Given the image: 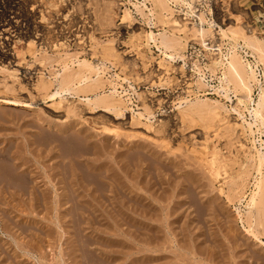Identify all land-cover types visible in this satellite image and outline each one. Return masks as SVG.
<instances>
[{
	"label": "rangeland",
	"instance_id": "374dc122",
	"mask_svg": "<svg viewBox=\"0 0 264 264\" xmlns=\"http://www.w3.org/2000/svg\"><path fill=\"white\" fill-rule=\"evenodd\" d=\"M27 2L34 20L31 38L13 37L10 25L0 30V49L9 53L0 61V264H208L209 246L220 252L212 264H229L234 258L239 263L264 264V245L245 233L247 221L246 225L239 220L237 211L238 207L249 208L251 194L257 190L254 183L260 180L264 184V170L260 175L251 163L257 158L253 146L260 148L264 143V125H253L255 133L246 124L247 129H232L238 115L231 108L238 105L247 121L254 123L245 108L252 104L244 99L241 86H234L235 79L229 85L222 81L226 68L221 63L234 50L244 55L236 45L244 44L245 35L259 37L264 44V0L170 1L173 11L169 9L168 20L182 17L194 26L199 20L184 12L202 16L207 29L204 39L215 51L207 50L196 34L179 35L177 28L163 26L165 16L156 11L154 31L166 29L188 43L183 59L169 63L168 73L162 69L168 60L147 43L149 29L141 15L134 10L136 16L122 22L123 10L133 9L129 0L121 1L122 6L116 0ZM147 4L156 9L153 0ZM23 25L25 34L26 22ZM34 25L46 31L41 39L42 32ZM82 59L104 62L101 77L106 84L101 85V92L108 93L112 84L118 91H127L128 102L122 103L120 112L102 106L94 109V105L69 96L63 101L49 97L50 90L42 82L54 81L66 63L78 69L76 60ZM259 61L263 70L264 60ZM199 76L206 77L208 86L198 84ZM262 82L264 85V78ZM221 86H228V94ZM252 93L257 102L258 87ZM208 97L207 102L218 101L227 111L214 104L219 110L207 109L191 122L178 108L182 99ZM3 98L28 102L29 106L8 105ZM237 98L244 99L245 106L238 104ZM145 103L155 114L152 129L144 124L145 119L133 117L132 109L146 113ZM4 169L19 171L17 174H25L34 184L29 183V189L23 191L3 177Z\"/></svg>",
	"mask_w": 264,
	"mask_h": 264
},
{
	"label": "bare ground",
	"instance_id": "6f19581e",
	"mask_svg": "<svg viewBox=\"0 0 264 264\" xmlns=\"http://www.w3.org/2000/svg\"><path fill=\"white\" fill-rule=\"evenodd\" d=\"M41 1V0H40ZM123 0H116L118 6H122L124 5L123 2H121ZM130 1V4L132 5L133 9L132 8H128L126 7L123 12H124V16L122 17L123 19V23L125 22V19H129L131 17H135L133 16L134 14V10L136 11L135 13L141 15V18H143L144 22L148 25V29L146 34H145V37H146V40H147V43L150 45V44H153V46L156 47V49L158 51H160L163 56H165V58L168 60L167 65L166 66H162L167 73L169 72V63H173L176 64L178 62V59H183V51H184V48H185V45L187 42H184V39L183 37H180L174 33H171L169 32L168 30L166 29H163V31H159L158 33L155 32L154 30L156 29V22H155V12L156 11H160L162 12V14H164V20H162V24L163 26L167 27L168 26H171V27H175L177 28L179 31H181V34L184 33H187V34H196L197 36H199L202 41V44L206 47L207 50L209 51H215L217 50L216 48H212V47H208L207 46V43L204 39V36L207 32V29L204 28L203 26V17L200 16V15H197V14H194L193 12L192 13H189V12H184L186 13V15H189V16H195L197 18V20H199V23L197 22H193V25L194 26H191L192 25V22H189V21H186V18H173L172 20H168L167 17H169V9L171 11L172 8L169 6L171 3L170 1H174V2H177L179 0H153V2L155 3V8L154 9V6L150 7L148 6L147 4V1L148 0H142V1H139V0H135L134 2L132 0H129ZM183 1V0H182ZM27 0H0V30H2L3 27L7 26V25H10V29H11V34H13V37H16V38H26V37H29L31 38V35H30V29L32 30V26L34 24V20L33 22L31 21V18H32V15L30 14V11L28 10V6H27ZM183 3H186V1H184ZM29 4V3H28ZM35 5V4H34ZM183 8V7H182ZM185 8V7H184ZM174 9V8H173ZM43 10V9H42ZM187 10V8H186ZM32 11V10H31ZM176 11V10H174ZM177 12V11H176ZM179 12V11H178ZM182 12V13H183ZM161 14V13H160ZM192 14V15H191ZM42 16V15H41ZM191 18V17H190ZM171 19V18H170ZM128 21V20H127ZM23 22H26L27 24V27L26 30H27V33L24 34V25H23ZM170 22V23H169ZM205 23V22H204ZM211 24V23H210ZM35 28L39 29L38 31H41L42 33L40 34V39L44 36V28H41L40 25H34ZM57 26V25H56ZM6 29V28H5ZM133 29V28H132ZM9 30V28H8ZM144 30V29H143ZM160 30V29H159ZM237 30V29H236ZM3 31V30H2ZM178 31V32H179ZM250 31V30H249ZM248 31V32H249ZM37 32V31H36ZM46 32V31H45ZM176 32V31H175ZM241 32V31H240ZM251 32V31H250ZM138 33H141L140 31ZM225 35H227L225 33V31L223 32ZM238 33V32H237ZM2 35V33H0ZM8 34V33H7ZM10 34V33H9ZM235 34V33H234ZM240 34V33H239ZM5 35V34H4ZM33 35V33H32ZM139 36V35H138ZM207 36V35H206ZM234 36V35H233ZM243 36V35H242ZM247 36V35H245ZM243 37V40H244V44H237L236 45V48L237 49H240V52L244 55H241V54H238L236 50L232 51L229 54V56H225V62L221 60V63L224 64L225 68H226V71L224 72V75L222 77H224L222 79L223 82H225L227 85L230 84V82L233 83L232 81V78L236 80V85L234 86H238L240 85L241 88L245 91V96L244 99L246 100H249L252 104V106L250 108H247L245 106V103L243 102L244 99H241V98H237L238 99V104H241V105H244L245 108L247 109V112H248V115L253 117L254 119V123L252 122H249L247 121V118H246V115L244 113H242L240 111V109L238 108V105L237 107L236 106H233L231 108V110L233 111L234 114L238 115V119L236 121L238 122H235L233 123V126H232V129H240V128H244L243 125H247L248 128L250 129L251 133H255V130H253V125H258V122L262 123L264 125V85H263V82H262V78H264V69H260V61H259V58H261V60H264V44L261 42V40L257 39L259 37H255V36H248V37ZM4 37V36H3ZM6 37V36H5ZM33 37V36H32ZM7 38V37H6ZM227 38V37H226ZM28 39V38H26ZM145 39V38H144ZM2 40V39H1ZM5 40V39H4ZM38 40V39H37ZM232 40V39H231ZM236 41V40H235ZM5 42V41H4ZM7 42V41H6ZM10 42V41H9ZM31 42H29L30 44ZM62 44L64 42H61ZM110 43V41H109ZM3 44V43H2ZM188 44V43H187ZM233 44V43H232ZM10 45V44H9ZM7 46V45H6ZM109 46V45H108ZM112 46V45H110ZM220 47V46H219ZM6 48V47H5ZM9 48V47H8ZM113 47H111L110 49H112ZM4 49V48H2ZM230 49V48H229ZM233 49V48H232ZM10 51V50H9ZM43 51V50H42ZM183 52V53H182ZM255 52L256 54L258 53L259 57H257V55H255ZM42 53V52H41ZM213 53V52H211ZM222 53V52H220ZM43 54V53H42ZM64 54V53H63ZM67 54V53H65ZM70 54V53H69ZM218 53H215V55H217ZM9 53H5L1 51L0 49V61H4L3 59H5L6 56H8ZM185 55V54H184ZM11 56V55H10ZM74 56V55H72ZM77 56V55H76ZM70 58V57H69ZM73 58V57H72ZM122 58V57H121ZM249 58H252L254 60H250ZM8 58H6L7 60ZM74 59V58H73ZM57 60V59H56ZM197 60V59H196ZM73 61V60H72ZM180 61V60H179ZM65 62V61H64ZM64 62H62L61 64H63ZM106 62V61H105ZM220 61H215V63H219ZM69 63V62H68ZM75 63V62H74ZM76 63L78 65V69H74L72 68L71 66H69V64L67 65L64 64L63 68L60 69V71L57 73V75L55 76V78L53 79L54 81L52 82H47L44 80V83L43 84V87L44 85L46 86V90H50V93H49V97L56 100V99H60L61 101H63L64 99H67L66 96H69L70 98H76V99H79L80 101H83L85 103H87L88 105H94V109H96L95 107H100L102 106V108L104 107L105 109L107 110H110V111H119L121 110V107L122 106V103H124V101L126 102L127 100L125 99V96H127V91L125 89H123V92H121L120 90L118 91V88L114 85L113 87L110 89H108V93H106L105 91L104 92H101L100 91V88H101V85L102 84V77H101V73L102 71H104V68H105V64L103 61L99 62V63H94V62H91L87 59H82V60H76ZM10 64V63H9ZM184 64V63H183ZM123 65V64H122ZM221 65V64H220ZM193 66V65H192ZM52 67V66H51ZM161 67V65H160ZM198 67V66H197ZM196 67V68H197ZM6 68V67H5ZM55 68V67H54ZM107 68V67H106ZM180 68V66H179ZM220 68V67H219ZM131 69V68H130ZM182 69V67H181ZM187 69V68H186ZM217 69V68H216ZM225 70V69H224ZM185 71V70H183ZM196 71V69H195ZM204 72L201 70V68H198V72ZM88 72V73H86ZM197 72V71H196ZM223 73V72H222ZM200 75V74H198ZM203 75V74H202ZM205 76V75H204ZM230 76V77H229ZM112 76H110L111 78ZM261 77V78H260ZM205 78L206 77H203V76H199L198 78V84H200V86L203 84V85H207V83L205 82ZM111 80V79H110ZM234 80V81H235ZM113 81V79H112ZM41 82V81H40ZM104 82V81H103ZM111 83V82H110ZM115 83V82H114ZM3 84V83H2ZM106 84V82H105ZM104 84V85H105ZM117 84V83H116ZM235 84V82H234ZM103 85V86H104ZM107 85H110V84H107ZM102 86V87H103ZM111 86V85H110ZM122 86V85H121ZM164 86V85H163ZM208 86V85H207ZM15 87V86H13ZM109 87V86H108ZM199 87V85H198ZM206 87V86H205ZM214 87V86H212ZM222 88V91H224L226 94H228L227 92H229V90L227 91V88L228 86H221ZM256 88L258 87L259 89V94H258V100L257 102H255L254 98L252 97V89L253 88ZM11 88V87H10ZM41 88V87H40ZM124 88V87H123ZM240 88V87H239ZM43 89V88H41ZM120 89V88H119ZM204 89V88H203ZM237 89V88H236ZM103 90V89H102ZM125 90V91H124ZM11 91V90H10ZM45 91V90H44ZM224 95L227 97V95ZM242 94V93H241ZM243 95V94H242ZM140 96V94H139ZM68 97V98H69ZM118 97V98H116ZM205 97V96H204ZM17 98V97H16ZM178 98V97H177ZM181 98V97H180ZM187 98V97H185ZM149 99V98H148ZM198 100L196 101H191V100H188V99H182V101L179 102V106L178 108L181 109V111L183 112V115L186 119H189L192 120L195 118V117H199V116H196V115H200V114H204L205 110L207 109H212V110H216L219 108L220 105L221 106V109L223 110H226V106H224V104H220L218 101H215L213 102L212 104H210L209 102H207L208 100H210V98L208 97L207 99L205 100H202V99H199L197 98ZM229 99V98H228ZM4 101V103L8 104V105H13V106H24V107H27L29 106L28 102H23L21 100H17V99H13V98H3L1 99ZM143 100V99H142ZM181 100V99H180ZM73 101V100H71ZM177 101V100H176ZM229 101H231V99H229ZM128 102V101H127ZM78 103V102H77ZM177 103V102H176ZM86 104V105H87ZM144 104V103H143ZM146 104V103H145ZM183 104H186L183 106ZM214 104H217L219 106H216ZM89 105V106H90ZM159 105V104H158ZM178 105V104H177ZM91 107V106H90ZM127 107V106H126ZM126 107H125V110H126ZM70 108V107H69ZM93 108V107H92ZM124 108V107H123ZM139 109H142V108H139ZM145 110H146V113L147 115H145L146 113L143 111H138V112H135V109H132L133 111V117L135 118V116L137 118L140 119H145L146 123H144L145 125H147V127L151 128L152 127H155V125L153 126L152 125V121H151V118L153 117L154 118V113L153 111L150 112L149 111V107H147V104L145 106ZM154 110V109H153ZM219 110V109H218ZM72 111V109H71ZM122 112V111H121ZM155 112V111H154ZM215 112V111H214ZM108 113V112H107ZM113 113V112H112ZM156 113V112H155ZM207 113V111H206ZM115 114V113H114ZM124 114V113H123ZM212 114V112H211ZM218 113L217 112V116H218ZM223 114V113H222ZM117 115V114H116ZM119 116V115H118ZM203 116V115H202ZM201 117V116H200ZM199 117V118H200ZM216 118V117H215ZM184 119V118H183ZM165 120V119H164ZM168 120V119H167ZM170 120V119H169ZM198 120V119H197ZM196 120V121H197ZM242 120V122L240 123V121ZM225 121V120H224ZM143 122V121H142ZM167 122V121H166ZM190 123V122H189ZM219 123V122H218ZM221 123V122H220ZM229 124H231L230 122H228ZM154 124V123H153ZM172 124V123H171ZM226 125V124H225ZM209 126V125H207ZM213 126V125H212ZM253 126V127H252ZM103 127V126H102ZM158 127V126H157ZM162 127V126H161ZM222 127V126H221ZM191 128V127H190ZM246 128V127H245ZM244 128V129H245ZM161 129V128H160ZM159 129V131H160ZM222 129V128H221ZM231 129V128H229ZM247 129V128H246ZM258 129V128H257ZM228 130V129H227ZM158 131V130H157ZM234 131V130H232ZM238 131V130H237ZM245 131V130H244ZM249 131V130H248ZM260 131V130H259ZM198 132V131H197ZM242 132V130L240 131ZM222 133V132H221ZM227 134H229L228 132H226ZM216 134V133H215ZM225 134V132L223 133ZM167 135V134H166ZM219 135V134H218ZM230 135V134H229ZM206 136V135H205ZM227 136V135H226ZM236 136V135H235ZM241 136V135H240ZM219 137H222L221 135ZM242 137V136H241ZM243 139V138H242ZM247 139V138H246ZM252 140V139H251ZM254 140V139H253ZM263 141V140H262ZM237 142V141H236ZM257 142L256 140L254 141V143ZM244 143V141H243ZM205 144V143H204ZM241 144V143H240ZM239 144V145H240ZM246 144V143H245ZM206 145V144H205ZM260 148L258 147H255V145L253 146L254 147V150L256 148V152H257V158H255L254 162H251V163H254L253 166H255V169L260 173V175L262 174V171L264 170V143L262 142L260 144ZM106 148V147H105ZM204 148V147H203ZM214 148V147H213ZM220 148V146H219ZM210 149V148H209ZM207 150V149H206ZM2 151V150H1ZM0 151V153H1ZM7 151V150H6ZM32 151V150H31ZM234 152V151H233ZM250 152V151H249ZM228 153V152H227ZM237 153V152H236ZM252 152H250L251 154ZM3 154V153H2ZM11 155V154H10ZM16 155V154H15ZM27 155V154H26ZM5 156V155H4ZM60 156V155H59ZM221 156V155H220ZM218 156V157H220ZM251 156V155H250ZM253 156V154H252ZM10 157V156H9ZM17 157V156H16ZM13 158V157H12ZM217 158V157H216ZM248 158V157H247ZM1 159V158H0ZM22 159V157H21ZM249 159V158H248ZM203 160V159H202ZM4 161V160H3ZM20 161V160H19ZM230 161V160H229ZM1 162V161H0ZM10 162V161H9ZM28 162V161H27ZM250 162V161H248ZM22 163V162H21ZM58 163V162H56ZM13 164V163H12ZM18 164V163H17ZM16 164V165H17ZM27 165V163H24V165ZM96 164V163H95ZM103 164V163H102ZM25 165V167H26ZM251 165V164H250ZM74 166V165H73ZM89 166V165H87ZM96 166V165H95ZM245 166V165H244ZM11 167V166H10ZM25 167L23 166V169H25ZM56 167V166H54ZM107 167V165H106ZM228 167V166H227ZM226 167V168H227ZM22 168L19 167L18 169ZM64 168V167H63ZM90 168V167H89ZM97 168V167H96ZM100 168V167H99ZM98 168V169H99ZM109 168V167H108ZM254 168V167H253ZM29 169V168H27ZM35 169V168H34ZM51 169V168H50ZM55 169V168H54ZM86 169V168H85ZM84 169V170H85ZM107 169V168H106ZM121 169V168H120ZM218 169V168H217ZM222 169V168H221ZM244 169V168H243ZM31 170V169H30ZM77 170V168H76ZM91 170V169H90ZM14 171V170H13ZM60 171V170H59ZM64 171V170H63ZM68 171V170H67ZM114 171V170H113ZM250 171V170H248ZM256 171V172H257ZM19 172V171H17ZM17 172H12L10 170H5L3 171V174L4 175L3 177L6 178V179H11L14 183H17L21 190L25 191L26 189H29L27 187H29V185L31 184L30 182H33V181H30L29 182V179L27 176H25V174L23 175H20V174H17ZM20 172H21V169H20ZM23 172V171H22ZM25 172V171H24ZM33 172V170H32ZM75 172V171H74ZM73 172V174H74ZM116 172V171H115ZM244 172V171H243ZM255 172V173H256ZM264 172V171H263ZM27 173V172H26ZM39 173V172H38ZM72 173V171H71ZM109 173V172H108ZM33 174V173H32ZM31 174V175H32ZM56 174V173H55ZM70 174V173H68ZM95 174V173H94ZM241 174V173H240ZM264 174V173H263ZM1 175V173H0ZM28 175V173H27ZM51 175H53L51 173ZM116 175V174H115ZM246 175V174H245ZM244 175V176H245ZM259 175V176H260ZM66 176V175H65ZM69 176V175H68ZM71 176V174H70ZM74 177V175H72ZM71 176V177H72ZM114 176V175H113ZM255 176V175H254ZM258 176V177H259ZM69 177V178H71ZM88 177V176H87ZM216 177V176H215ZM238 177V176H237ZM262 177V176H261ZM1 178V177H0ZM80 178L81 175H80ZM89 178V177H88ZM96 178V177H95ZM100 178V177H99ZM115 178V177H114ZM260 178V177H259ZM264 178V177H263ZM43 179V178H42ZM51 179V178H50ZM55 179V178H54ZM91 179V178H90ZM105 179V178H104ZM238 179V178H237ZM5 180V179H4ZM7 180V182L9 181ZM73 180V179H72ZM84 180V179H83ZM95 180V179H94ZM116 180V179H115ZM118 180V179H117ZM234 180V178H233ZM245 181V179H243ZM254 180V179H253ZM256 180V179H255ZM262 180V179H261ZM49 181V180H48ZM158 181V180H157ZM241 181V180H240ZM257 181V180H256ZM2 182V181H0ZM5 182V181H3ZM35 182V180H34ZM62 182V181H60ZM68 182V181H67ZM73 182V181H72ZM104 182V181H103ZM247 182V181H246ZM245 182V183H246ZM258 182V181H257ZM30 183V184H29ZM63 183V182H62ZM74 183V182H73ZM117 183V181H116ZM200 183V182H198ZM233 183V182H232ZM264 183V182H263ZM2 184V183H1ZM0 184V185H1ZM34 184V183H33ZM31 184V185H33ZM38 184V183H37ZM49 184V183H48ZM60 184V183H59ZM64 184V183H63ZM76 184V183H75ZM83 184V183H82ZM119 184V183H118ZM121 184V183H120ZM191 184V183H190ZM196 184V183H195ZM244 184V183H243ZM256 186H255V185ZM253 186L256 187L257 190L253 191V193L251 194V199L250 202L248 203V206L249 208L246 209L244 208L243 210H241L240 207L237 208V211H238V217L239 220L241 219V221L246 224L245 221H247V227L245 225H243V227L246 229L247 232V235L249 236V238H253L254 240H257V242L261 243L264 245V221L262 220V213H264V184L261 183V181L259 180L258 184L254 183ZM5 185V184H4ZM16 185V184H15ZM62 185V184H61ZM115 185V183H114ZM172 185V184H171ZM194 185V184H193ZM197 185V184H196ZM247 185V184H246ZM10 186V185H9ZM40 186V185H39ZM53 186V185H52ZM63 186V185H62ZM70 186V185H69ZM76 186V185H75ZM119 186V185H118ZM245 186V184H244ZM244 186L242 185L243 189H244ZM31 187V186H30ZM44 187V185H43ZM110 187V186H109ZM120 187V186H119ZM188 187V186H187ZM199 187V186H198ZM206 187V186H205ZM232 187V186H231ZM240 187V188H242ZM35 188V187H34ZM33 188V190H35ZM64 188V187H63ZM108 188V187H107ZM116 188V187H115ZM196 188V187H195ZM227 188V187H226ZM248 188V187H247ZM250 188V187H249ZM11 189V188H9ZM25 189V190H24ZM72 189V188H70ZM96 189V188H94ZM118 189V188H117ZM239 189V188H238ZM236 189V190H238ZM242 189V191H243ZM3 190V189H2ZM46 190V189H45ZM74 190V189H73ZM101 190V189H100ZM104 190V189H103ZM114 190V189H113ZM119 190V189H118ZM158 190V189H157ZM196 190V189H195ZM216 190V189H215ZM240 190V189H239ZM237 191V192H240V191ZM31 194H34V192L32 193V190H30ZM36 191V190H35ZM38 191V190H37ZM52 191V190H51ZM95 191V190H94ZM97 191V190H96ZM235 191V190H234ZM39 192V191H38ZM45 192V191H44ZM69 192V191H68ZM90 192V191H89ZM98 192V191H97ZM103 192V191H102ZM108 192V191H107ZM116 192V191H115ZM211 192V191H210ZM5 193V192H4ZM29 193V191H28ZM36 193V192H35ZM52 193V192H51ZM61 193V191H60ZM72 193V192H71ZM111 193V192H110ZM114 193V192H113ZM233 193V192H232ZM247 193V192H246ZM18 194V193H17ZM58 193H55L54 195H56ZM65 195H67L66 193H63ZM92 194V193H91ZM117 194V193H116ZM237 194V193H236ZM38 195V194H37ZM64 195V196H65ZM83 195V194H82ZM121 195V193H120ZM119 195V196H120ZM225 195V194H224ZM229 195V194H227ZM6 196V194H5ZM19 196V195H17ZM32 196V195H31ZM34 196V195H33ZM74 196V195H73ZM94 196V195H93ZM96 196V195H95ZM102 196V195H101ZM125 196V195H124ZM194 196V195H193ZM208 196V195H207ZM246 196V195H245ZM244 196V197H245ZM2 197V196H1ZM40 197V195H39ZM49 197V196H48ZM52 197V196H51ZM55 197V196H54ZM81 197V196H80ZM116 197V196H115ZM231 197V196H229ZM237 197V196H236ZM243 197V196H242ZM241 197V198H242ZM257 197H259V201L261 200V206L259 205L260 203L257 201ZM61 198V197H60ZM77 198H79L77 196ZM84 198V197H83ZM214 198V197H212ZM217 198V197H216ZM235 198V197H234ZM240 199V196L238 197ZM36 199V198H34ZM71 199V198H70ZM85 199V198H84ZM119 199V198H118ZM211 199V198H210ZM229 199V198H228ZM244 199V198H243ZM248 199V198H247ZM246 199V201H247ZM57 200V199H56ZM100 200V199H99ZM135 200V199H134ZM143 200V198H142ZM203 200V199H202ZM215 200V198H214ZM230 200V199H229ZM237 200V199H236ZM110 201V200H109ZM128 201V200H127ZM141 201V200H140ZM211 201V200H210ZM209 201V202H210ZM218 201V200H217ZM232 201V200H231ZM230 201V202H231ZM239 201V200H237ZM236 201V202H237ZM2 202V201H1ZM12 202V201H11ZM99 202V201H97ZM202 202V201H201ZM93 203V202H92ZM142 203V202H141ZM145 203V202H144ZM190 203V202H189ZM196 203V202H195ZM206 203V202H205ZM212 203V202H211ZM246 203V204H247ZM90 205V204H89ZM103 206V205H102ZM189 206V205H188ZM213 207V205H210V207ZM192 207V206H190ZM245 207V206H244ZM79 208V207H78ZM90 208L91 205H90ZM115 208V207H114ZM140 208V207H139ZM182 208V207H181ZM88 209V208H87ZM148 209V208H147ZM195 209V207H194ZM209 209V208H208ZM80 210V209H79ZM106 210H108L106 208ZM142 210V209H141ZM211 210V209H210ZM2 211V210H1ZM213 211V210H212ZM87 212V211H86ZM119 212V211H118ZM126 212V211H124ZM167 212V211H166ZM82 212H80L81 214ZM117 213V212H116ZM123 213V212H122ZM150 213V212H149ZM196 213V212H195ZM214 213V212H213ZM102 214V213H101ZM126 214V213H125ZM216 214V213H215ZM9 215V214H8ZM197 215V214H196ZM203 215V214H202ZM150 216V215H149ZM211 216V214H210ZM196 217V216H195ZM195 217L193 219H195ZM231 217V216H230ZM244 217H246V219L244 220ZM264 217V216H263ZM226 218V217H225ZM214 219V218H213ZM208 220V219H207ZM207 220H206V223H207ZM98 221V220H97ZM201 221V220H200ZM211 220L208 221V223L210 222ZM240 221V222H241ZM84 222V221H83ZM96 222V221H95ZM139 222V221H138ZM101 223V222H100ZM211 223V222H210ZM238 223V222H237ZM242 224V223H241ZM15 225V224H14ZM20 225V224H19ZM137 225V224H136ZM150 225V224H149ZM206 225V224H205ZM148 226V225H147ZM209 226V224H208ZM224 226V225H223ZM93 227V226H92ZM19 228V227H18ZM124 228V227H123ZM231 228V227H230ZM130 229V228H129ZM155 229V228H154ZM207 229V228H205ZM77 231V230H76ZM194 231V230H193ZM101 232V231H100ZM147 232V231H146ZM206 232V231H205ZM213 232V231H212ZM215 233V232H213ZM218 233V232H217ZM235 234V232H233ZM41 234V233H40ZM231 234V233H230ZM229 234V236H230ZM234 234H231L233 236H236ZM236 234H237V231H236ZM239 234V233H238ZM203 235V234H202ZM214 235V234H213ZM216 236V234H215ZM213 236V237H215ZM247 236V237H248ZM84 237V236H83ZM201 237V236H200ZM219 237V236H218ZM231 238V236H230ZM234 238V237H233ZM152 239V238H151ZM214 239V238H213ZM211 238V240H213ZM221 239V238H220ZM252 239V240H253ZM162 240V239H161ZM209 240V239H208ZM215 240V239H214ZM217 240V239H216ZM215 240V241H216ZM243 240V239H242ZM251 240V239H250ZM220 241V240H219ZM124 242V241H123ZM206 242V241H205ZM213 242V241H212ZM222 242V241H221ZM220 242V243H221ZM242 242V241H241ZM244 242V241H243ZM219 243V244H220ZM234 243V242H232ZM238 243V242H236ZM234 243V244H236ZM90 244V243H89ZM123 244V243H122ZM128 244V243H127ZM208 244V242H207ZM75 245V244H73ZM211 245V244H210ZM221 245V244H220ZM233 245V244H232ZM240 245V244H239ZM246 245H249V244H246ZM238 246V245H237ZM39 247V246H38ZM163 247V246H162ZM211 247V246H209ZM208 247V250H207V257H208V264H212V262H214V260L219 256L220 252L218 253L217 250H212L211 248ZM219 247V246H218ZM219 248H222V247H219ZM224 247V246H223ZM230 247V246H229ZM239 247V246H238ZM80 248V247H79ZM157 248V247H156ZM164 248V247H163ZM231 248V247H230ZM233 248V247H232ZM231 248V249H232ZM23 249V248H22ZM25 249V248H24ZM148 249V248H147ZM230 249V250H231ZM242 249V248H241ZM249 249V248H248ZM247 249V250H248ZM264 249V247H263ZM6 250V249H5ZM142 250V249H141ZM146 250V249H145ZM149 250V249H148ZM235 250H237L235 248ZM239 250V249H238ZM243 250V249H242ZM250 250V249H249ZM252 250V249H251ZM250 250V251H251ZM133 251V250H132ZM223 251V250H222ZM234 251V250H233ZM232 251V252H233ZM241 251V250H240ZM259 251L261 252V250L259 249ZM264 251V250H263ZM262 251V252H263ZM228 252V251H227ZM230 252V253H232ZM235 252V251H234ZM233 252V253H234ZM255 252V250H254ZM258 251H256L257 253ZM87 253V252H86ZM226 253V252H225ZM232 253V254H233ZM245 253V252H244ZM248 253V251H247ZM246 253V254H247ZM255 253V254H256ZM144 254V253H143ZM223 254V257L224 256V253ZM228 254V253H227ZM253 254V253H252ZM229 255V254H228ZM235 255V254H234ZM239 255V254H238ZM227 256V255H226ZM249 256V255H248ZM264 256V255H263ZM103 257V256H102ZM233 257V256H231ZM247 257V256H245ZM250 257V256H249ZM248 257V258H249ZM8 258V257H7ZM85 258V257H84ZM240 258V257H239ZM223 259V258H222ZM226 259H230L227 258ZM241 260H243V258H240ZM256 259V258H255ZM95 260V259H94ZM134 260V259H133ZM217 260V259H216ZM246 260V259H245ZM112 261V260H111ZM135 261V260H134ZM141 261V260H140ZM218 261V260H217ZM238 260L236 258H234L233 260L231 259L230 263L229 264H244L245 262L243 263H239L237 262ZM240 261V260H239ZM249 261V260H248ZM258 261V260H257ZM216 262V261H215ZM228 262V261H227ZM262 262V261H261ZM15 263V262H14ZM21 263V261H20ZM38 264H41L40 262H37ZM133 263V262H132ZM149 263V262H148ZM225 263V262H223ZM260 263V261H259ZM13 264V262H12ZM19 264V262L17 263ZM23 264V263H21ZM60 264V263H59ZM147 264V263H146ZM215 264V263H213ZM228 264V263H227ZM251 264V263H250Z\"/></svg>",
	"mask_w": 264,
	"mask_h": 264
}]
</instances>
